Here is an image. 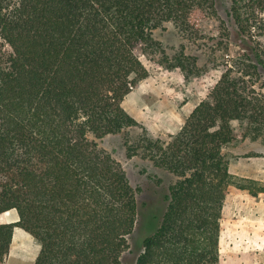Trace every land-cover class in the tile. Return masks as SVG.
Masks as SVG:
<instances>
[{
    "label": "trees",
    "instance_id": "obj_1",
    "mask_svg": "<svg viewBox=\"0 0 264 264\" xmlns=\"http://www.w3.org/2000/svg\"><path fill=\"white\" fill-rule=\"evenodd\" d=\"M263 13L264 0H228L224 15L217 0H0V38L11 47L0 53V264L16 226L40 244L33 264L122 263L138 193L99 144L110 134L173 177L135 264H220L229 188L264 192L231 172L226 153L247 138L264 143ZM211 19L219 33L203 65L156 37L171 23L196 42ZM231 44L238 53L222 59ZM139 52L186 78L223 69L168 141L130 137L141 124L122 103L150 75ZM12 209L19 219L7 222Z\"/></svg>",
    "mask_w": 264,
    "mask_h": 264
},
{
    "label": "rangeland",
    "instance_id": "obj_2",
    "mask_svg": "<svg viewBox=\"0 0 264 264\" xmlns=\"http://www.w3.org/2000/svg\"><path fill=\"white\" fill-rule=\"evenodd\" d=\"M217 6L220 13L224 15L228 0H217ZM203 32L202 39L196 42L189 41L173 24L167 23L158 29L156 37L171 53L181 45H186L188 53L200 55V64L203 65L210 58L208 45L213 43L210 40L211 36L216 37L219 33L218 24L214 19L203 23ZM10 49L11 47L0 38V53ZM238 51L239 48L231 44L228 51L222 52L221 58L229 59ZM139 55L149 69L150 75L140 81L122 103L127 112L141 124L140 127L130 131V137L134 140L140 135H147L168 141L172 134L181 129L196 104L209 97L210 90L220 78L223 69L211 67L197 76L186 78L180 69H166L155 64L151 56L142 52H139ZM99 144L122 164L131 183L137 189L138 220L134 232L129 237V247L124 251L121 263L135 264L143 250L144 238L156 228L165 208L164 196L168 192V186L173 177L154 167L151 161L144 159L141 155L129 157L121 134L107 135L99 141ZM226 153L232 173L264 182V143L261 140L247 138L243 142L229 145ZM155 175L163 180L158 183L159 179ZM228 196L223 207L221 230L239 226L240 222H254L251 220L252 216H248L244 209L237 210L235 204L238 201L246 203L251 200L252 214L255 210L254 204L260 205L261 214L257 216H263V218L260 220L257 217L259 219L257 221L264 223V192L253 196L245 190L231 186ZM5 216L7 221H12L13 217L16 219L19 217L15 209L6 212ZM39 251L38 241L22 227L16 226L11 249L3 264H33Z\"/></svg>",
    "mask_w": 264,
    "mask_h": 264
},
{
    "label": "crops",
    "instance_id": "obj_3",
    "mask_svg": "<svg viewBox=\"0 0 264 264\" xmlns=\"http://www.w3.org/2000/svg\"><path fill=\"white\" fill-rule=\"evenodd\" d=\"M228 195L225 201L228 199ZM255 202L258 203V201ZM252 204L251 200L246 203L238 201L235 206L239 211L244 209L248 216H252L251 220H254V222H240L238 223L239 226L221 230L220 264H264V223L257 221L259 220L258 218L262 220L263 216L258 217L261 214V208L258 204H254L253 208L255 210H253L252 214ZM4 215L5 213L1 214V216ZM18 219L19 217L17 219L13 217L12 221L9 220L7 222H14ZM3 220L5 221L4 217Z\"/></svg>",
    "mask_w": 264,
    "mask_h": 264
}]
</instances>
